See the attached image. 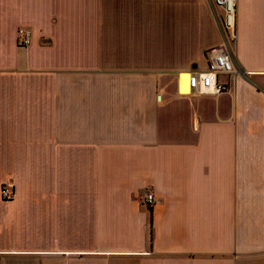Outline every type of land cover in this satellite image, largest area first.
<instances>
[{"label": "crops", "instance_id": "crops-1", "mask_svg": "<svg viewBox=\"0 0 264 264\" xmlns=\"http://www.w3.org/2000/svg\"><path fill=\"white\" fill-rule=\"evenodd\" d=\"M221 15L0 0V264H264V0H237L246 74L191 94Z\"/></svg>", "mask_w": 264, "mask_h": 264}, {"label": "built area", "instance_id": "built-area-1", "mask_svg": "<svg viewBox=\"0 0 264 264\" xmlns=\"http://www.w3.org/2000/svg\"><path fill=\"white\" fill-rule=\"evenodd\" d=\"M214 6L222 12L221 17H216L222 43L206 52L208 62L207 70L189 74L188 91L194 95H219L228 91L229 87L220 80L221 76H244L246 73L235 62L233 46L237 42V0H214ZM20 43L27 47L31 42V32L19 30ZM1 196L10 201L15 194L11 185H3ZM147 203L152 205L154 196L147 197Z\"/></svg>", "mask_w": 264, "mask_h": 264}, {"label": "rangeland", "instance_id": "rangeland-1", "mask_svg": "<svg viewBox=\"0 0 264 264\" xmlns=\"http://www.w3.org/2000/svg\"><path fill=\"white\" fill-rule=\"evenodd\" d=\"M2 188V187H1Z\"/></svg>", "mask_w": 264, "mask_h": 264}]
</instances>
